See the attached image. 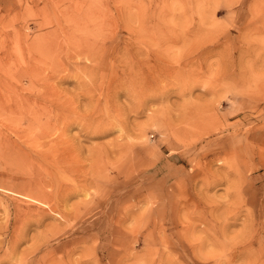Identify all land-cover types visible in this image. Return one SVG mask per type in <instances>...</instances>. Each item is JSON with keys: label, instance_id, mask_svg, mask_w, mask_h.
Masks as SVG:
<instances>
[{"label": "rangeland", "instance_id": "374dc122", "mask_svg": "<svg viewBox=\"0 0 264 264\" xmlns=\"http://www.w3.org/2000/svg\"><path fill=\"white\" fill-rule=\"evenodd\" d=\"M27 94L39 98L15 109ZM43 101L74 114L45 122ZM46 130L70 141L57 145L68 217L38 214L3 264L44 235L39 264H60L61 247L64 264H264V0H0L9 208L31 167L12 157Z\"/></svg>", "mask_w": 264, "mask_h": 264}, {"label": "bare ground", "instance_id": "6f19581e", "mask_svg": "<svg viewBox=\"0 0 264 264\" xmlns=\"http://www.w3.org/2000/svg\"><path fill=\"white\" fill-rule=\"evenodd\" d=\"M127 21V20H126ZM129 23V22H128ZM127 24V23H126ZM129 27V26H128ZM22 38V37H21ZM24 38V37H23ZM22 38V39H23ZM21 39V41H22ZM34 41V40H33ZM16 43V42H15ZM23 43V42H22ZM39 47H42V45H44V42L42 41H38ZM18 44V42L16 43V45ZM33 43H27V45H33ZM37 45V46H38ZM36 46V43H35ZM35 48V47H34ZM33 50V49H32ZM17 51V50H16ZM33 51H36L33 50ZM39 51V50H38ZM68 52V51H67ZM36 53V52H35ZM39 53V52H37ZM88 54V56L90 57L91 53H93L92 49L89 52H86ZM11 54V53H10ZM29 54V52H28ZM93 55V54H92ZM10 56V55H9ZM53 56V55H52ZM94 57V55H93ZM91 58V57H90ZM98 58V57H97ZM36 59V58H35ZM54 59V57H53ZM93 59V58H92ZM15 60V59H14ZM88 60V59H86ZM90 60V59H89ZM89 62V61H88ZM52 63V61H51ZM55 64V63H54ZM86 64V63H85ZM57 66V64H55ZM53 66V65H52ZM56 68V67H55ZM131 69H133L132 66H130ZM86 69V68H85ZM52 70V67H51ZM56 70V69H55ZM54 70V71H55ZM141 70V72H144V69H142L141 67L139 69H135V71ZM97 72V71H96ZM95 72V74H96ZM56 73V72H54ZM130 73L129 76L131 77L132 80H128V83L131 86L132 89H135L134 86H139V85H144L145 81L142 80V78H140L139 74L137 73H132V72H128ZM27 74V73H26ZM37 74V73H36ZM53 74V72L51 73ZM32 75V74H31ZM30 75V82L33 84V76ZM38 75V74H37ZM99 75L100 72H99ZM98 75V76H99ZM36 76V75H35ZM41 76V74H40ZM45 77V76H44ZM93 78V77H92ZM102 78V77H101ZM36 79V77L34 78ZM99 81V80H98ZM35 83V82H34ZM139 89H141V94H144V92L146 91V88L144 87H140ZM16 90H14L15 93ZM17 95V94H16ZM15 95V96H16ZM5 97V96H4ZM39 97H33L30 94H27V96L24 95H18L17 98H15L13 101H15L14 106L15 109H21L23 108L31 99L34 100H38ZM39 104L41 105V110H43L42 112H44V114L48 117H46V120L50 123H52V119L54 118H63L62 120H65V117L72 118L73 116V112H71L70 114H66L65 110L61 107L60 104H57V102H41ZM34 105V104H33ZM39 108V109H40ZM77 111V110H76ZM5 112V111H4ZM21 112V110H20ZM35 112V110H34ZM78 112V111H77ZM12 113V112H11ZM38 113V112H37ZM36 113V114H37ZM8 114V113H7ZM35 114V115H36ZM41 116H43L42 113H40ZM40 114L38 113L36 115L40 116ZM66 114V115H65ZM14 116H16L14 114ZM18 117V116H17ZM21 117V114L20 116ZM32 118L34 116H31ZM22 119V118H21ZM16 121V120H15ZM44 121V120H43ZM22 122V121H21ZM44 122V123H45ZM66 122V121H65ZM40 123H43L42 121H40ZM42 125V124H41ZM45 126L48 127V124H44ZM87 127H91V123L87 122L86 123ZM34 126V125H33ZM45 126H43L44 128H46ZM40 127V126H39ZM83 127V124H82ZM47 129V128H46ZM106 129L105 126H100V127H96L94 128V130L92 132H94V134H99V131H104ZM108 131V129L106 130ZM66 131H61L59 134H57L56 136H52L50 134L49 130H46V132L42 133L39 137H33L32 142L33 144L38 143V145L33 148L34 145H32V147L29 146V148L26 149V147H20L21 148V154L20 157H18L17 155L12 159L14 162H16L15 160H17L18 162H24V161H28L25 160L26 157H23V159L21 158L22 156H26V155H30L29 161L31 162V167L29 168V166L27 167L26 165V169L25 167L23 168V170L25 169V173H23V177L27 178V186H25V190L24 193H21V195H24L26 197V199H23L22 202L24 203V206L22 203H12L13 207L9 208L8 205H6L3 200H0V206L3 205V209L5 208V215L3 217V220L0 221V264L4 263V261H11L13 260V257L17 254V247L21 241V239H23L24 237H26V235L28 234V229L29 226L33 223L36 224H40L41 218L38 217V214H42L44 212V210H50L53 211L55 213H57L59 215V225L64 224V218L68 217V213L66 212V208L64 209V207H62V205H64V201L63 198L65 197L66 193V189L63 188V185L60 183L61 180V174L58 170L57 165L59 164L58 161L61 159L60 156L58 155V149H57V145L60 144H66L65 146H69L68 143L70 142L68 140V138L65 136ZM23 136V135H22ZM21 137V136H20ZM31 137V134L29 135V138ZM24 139V138H23ZM28 139V138H27ZM30 139V140H31ZM16 140V139H15ZM17 141V140H16ZM21 141V140H20ZM23 142V140L21 141ZM18 143V142H17ZM31 143V142H30ZM19 144V143H18ZM29 144V142H28ZM17 145V144H16ZM22 145V144H21ZM24 145V144H23ZM26 145V144H25ZM8 146V145H7ZM97 147V146H96ZM105 147V145H104ZM10 148V147H9ZM26 149V150H25ZM99 149V148H98ZM93 150V148H92ZM8 151V150H7ZM17 153V152H15ZM12 154V153H11ZM14 154V153H13ZM9 154L6 155V157H8ZM12 156V155H11ZM9 156V157H11ZM11 159V158H10ZM13 161L12 162L14 165L15 163ZM34 162L36 163V167H33L32 165H34ZM54 162V163H53ZM23 164V163H22ZM6 165V164H4ZM11 165V164H9ZM19 165V163H18ZM22 165V166H25ZM35 166V165H34ZM50 166H53L52 168H56L58 173L57 175L59 177L55 176V171L50 170ZM11 167V166H10ZM9 167V168H10ZM18 166L16 165V168ZM1 168V165H0ZM3 168V167H2ZM15 168V166H14ZM28 168V169H27ZM19 170V169H18ZM28 170V172H27ZM1 179V178H0ZM9 179V178H8ZM11 179V178H10ZM6 180V179H5ZM13 180V179H12ZM10 181V180H9ZM14 181V180H13ZM12 181V182H13ZM16 183V182H14ZM1 185V184H0ZM2 186V185H1ZM14 186V185H13ZM10 187V186H9ZM3 188V187H2ZM9 189H12L13 193L18 194V190H20V188L17 186L15 187H11ZM8 189V190H9ZM7 190V188H6ZM5 191V190H4ZM10 191V190H9ZM12 191H10L12 193ZM18 191V192H17ZM23 191V190H22ZM3 192V191H1ZM0 192V193H1ZM5 193V192H4ZM6 194V193H5ZM19 194V195H20ZM8 195V194H7ZM12 195V194H11ZM18 195V196H19ZM7 196H5L6 198ZM12 197V196H11ZM9 198V195H8ZM17 199V198H16ZM14 200V199H13ZM62 201V202H61ZM8 202V201H7ZM17 202V201H16ZM16 204V205H15ZM57 204V205H56ZM15 205V206H14ZM12 206V205H11ZM27 207V208H23V207ZM32 210H35L36 213H33ZM49 211V212H50ZM48 213V212H47ZM66 221V220H65ZM68 221V220H67ZM66 221V223H67ZM42 223V222H41ZM65 223V224H66ZM61 228V227H60ZM60 228L57 230V232L59 234H62V230H60ZM49 230H53V228L49 227ZM57 235V234H56ZM61 238V237H60ZM51 239V236H43L40 238L41 242L39 244H36L31 250H29L26 253H24V257L23 260L19 259L17 261V264H39L41 263L38 259L37 261V255L39 254V252L42 250V246H46V248L49 246V243ZM53 240V239H52ZM64 246V245H63ZM61 247V246H60ZM60 249V257H61V261L60 264H64V259H63V248H59ZM46 251V250H45ZM7 255V256H6ZM40 257L46 258V259H50L51 258V251H46V253H40ZM52 259V258H51ZM12 263V262H10ZM43 264V262H42Z\"/></svg>", "mask_w": 264, "mask_h": 264}]
</instances>
